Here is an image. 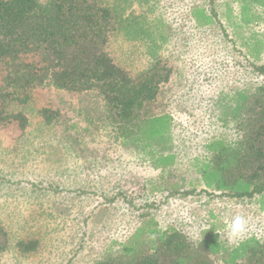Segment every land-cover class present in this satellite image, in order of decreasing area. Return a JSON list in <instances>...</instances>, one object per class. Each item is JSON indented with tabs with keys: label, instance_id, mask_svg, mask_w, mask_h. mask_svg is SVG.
I'll use <instances>...</instances> for the list:
<instances>
[{
	"label": "rangeland",
	"instance_id": "rangeland-1",
	"mask_svg": "<svg viewBox=\"0 0 264 264\" xmlns=\"http://www.w3.org/2000/svg\"><path fill=\"white\" fill-rule=\"evenodd\" d=\"M107 2L116 16L117 62L135 71L160 57L171 66L170 81L150 108L169 113L175 123L163 148L176 152L177 161L155 170L137 148L116 140L102 119L99 95L51 86L29 91L21 109L29 119L25 131L14 124L0 127V220L12 235L0 264H92L122 258L121 241L140 253L149 250L147 235L136 241L133 235L147 221L188 235L195 230L197 238L211 228L231 244L248 234L264 235V213L255 204L203 193L190 167L205 152L206 140L233 132L235 122L223 113L225 95L256 85L248 67L264 63L262 23L239 19V0ZM198 7L212 16L210 23L195 15ZM43 107L57 112L49 124L38 112ZM225 118L230 129L221 124ZM150 180L182 188L152 193L145 186ZM186 180L197 181L196 187ZM237 215L246 219V230L231 238L229 223ZM17 240H37L38 249L19 252Z\"/></svg>",
	"mask_w": 264,
	"mask_h": 264
},
{
	"label": "trees",
	"instance_id": "trees-1",
	"mask_svg": "<svg viewBox=\"0 0 264 264\" xmlns=\"http://www.w3.org/2000/svg\"><path fill=\"white\" fill-rule=\"evenodd\" d=\"M111 7L105 0H0V127L14 124L19 132L25 131L29 119L21 109L31 98L29 91L38 87L84 96L94 93L100 96L102 119L116 140L137 148L155 170L171 168L176 152H165L163 146L170 141L175 123L169 113L150 108L170 81L171 66L160 57L135 71L118 63ZM195 15L205 24L212 21L203 7ZM238 18L264 26V0H239ZM250 66L256 85L225 95L223 113L235 122L233 132L228 136L229 130H222L216 139L206 140L205 152L193 157L190 167L203 193L255 204L264 213V63ZM38 112L47 124L57 114L47 107ZM230 119L221 123L227 129ZM161 181L150 180L145 186L152 193L182 188L181 183L166 187ZM184 183L196 187L197 181ZM144 233L149 250L139 253L136 245L121 241L122 253L130 254V260L113 255L92 264H215V259L223 264H264V235L257 233L231 244L210 228L192 240L175 226L164 229L147 221L133 240ZM11 236L0 220V256L11 246ZM14 245L23 253L38 249L37 240H17Z\"/></svg>",
	"mask_w": 264,
	"mask_h": 264
},
{
	"label": "clouds",
	"instance_id": "clouds-1",
	"mask_svg": "<svg viewBox=\"0 0 264 264\" xmlns=\"http://www.w3.org/2000/svg\"><path fill=\"white\" fill-rule=\"evenodd\" d=\"M247 221L243 216H234L229 223V236L231 238H236L241 235L246 230ZM195 230L192 233H189V237L192 240H196L197 236L194 234Z\"/></svg>",
	"mask_w": 264,
	"mask_h": 264
}]
</instances>
